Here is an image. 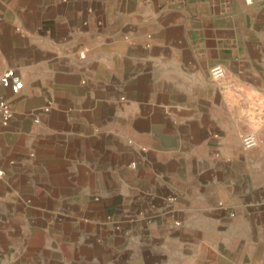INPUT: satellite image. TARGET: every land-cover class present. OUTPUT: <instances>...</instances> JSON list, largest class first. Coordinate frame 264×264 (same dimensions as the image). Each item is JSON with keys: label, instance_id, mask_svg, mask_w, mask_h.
I'll use <instances>...</instances> for the list:
<instances>
[{"label": "crops", "instance_id": "obj_1", "mask_svg": "<svg viewBox=\"0 0 264 264\" xmlns=\"http://www.w3.org/2000/svg\"><path fill=\"white\" fill-rule=\"evenodd\" d=\"M9 68L0 264H264V0H0Z\"/></svg>", "mask_w": 264, "mask_h": 264}, {"label": "built area", "instance_id": "obj_2", "mask_svg": "<svg viewBox=\"0 0 264 264\" xmlns=\"http://www.w3.org/2000/svg\"><path fill=\"white\" fill-rule=\"evenodd\" d=\"M210 74L213 79H220L226 75V69L222 65H214L210 70ZM0 84L5 88H9L14 94H18L23 87V81L18 78L13 68H9L0 74ZM45 111H49V107H46ZM13 114L11 103L5 98H0V124L8 126L13 118ZM36 120L38 121V119ZM242 144L248 149L257 146L258 138L256 134L246 133L243 135ZM176 225H180V222L176 221Z\"/></svg>", "mask_w": 264, "mask_h": 264}]
</instances>
